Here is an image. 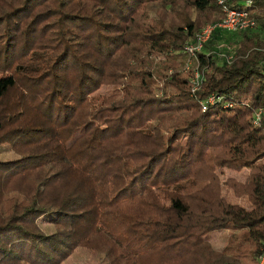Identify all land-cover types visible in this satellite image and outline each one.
<instances>
[{
  "label": "trees",
  "instance_id": "obj_1",
  "mask_svg": "<svg viewBox=\"0 0 264 264\" xmlns=\"http://www.w3.org/2000/svg\"><path fill=\"white\" fill-rule=\"evenodd\" d=\"M239 1L264 29V0ZM223 15L219 0H0V151L15 154L0 157V264H258L264 38L193 53L194 92L178 52ZM13 171L42 188L6 192ZM77 246L95 253L65 261Z\"/></svg>",
  "mask_w": 264,
  "mask_h": 264
},
{
  "label": "rangeland",
  "instance_id": "obj_2",
  "mask_svg": "<svg viewBox=\"0 0 264 264\" xmlns=\"http://www.w3.org/2000/svg\"><path fill=\"white\" fill-rule=\"evenodd\" d=\"M254 1V0H251ZM255 12H258V10H255ZM211 21H206L204 23V25H202L197 31L196 33L202 29L206 23H209ZM250 31L252 34H258V36L260 38H264V29L259 25V23H257V26L253 29L248 30ZM243 32L240 33H236V34H231L228 33L226 31H222V30H218L217 34L215 35V37L213 39H211L208 43L206 44L207 47L204 49H202V51L208 52V51H214V49L216 50L217 55L219 56L218 58H222V55H226V53L233 51L235 49V47L238 46L239 40L242 37ZM194 36L188 37L182 48L178 50V52L181 53H185V55L187 56V60L185 61L184 65L181 67V70L183 72H190L191 73V77H190V81H192L195 78V75L198 74V69L196 68V66L193 64V53H191L188 50V47L191 46V44L193 43V39ZM121 49V48H120ZM119 50H117L113 56V64L115 66H117L118 68H125L126 69V74L124 76V80L128 83H133L136 80V75L133 71V62H129L127 64H124L123 59L121 58V56L119 55ZM232 54V53H231ZM231 57V56H230ZM229 57V58H230ZM169 72H171V69L169 70ZM195 85L192 86L191 91L194 92L197 89L196 88L193 89ZM258 112V111H256ZM256 112H253L250 116L249 119L251 121V123L253 124H259L262 120V118L264 117V110L260 111V114L258 115L257 118H255V114ZM3 149V148H2ZM2 149L0 151V157L3 158H7V157H14L15 154L10 155V153H3ZM219 159L215 160V163H218ZM50 164H47L45 166V168H49ZM51 169V168H49ZM256 168H251L250 171H255ZM225 175V171L221 170L220 172H218V175L215 177H213L211 179V183L208 187V192L209 194L215 196L217 195V186L221 183L222 180V176ZM31 177V176H30ZM26 173L24 172H16L13 171L11 172V174L9 175V178L7 179V181L5 182L4 188L5 191L8 193H17L18 195L23 196L24 198H30L32 197V195H34L38 188H42V185L39 184L37 181L33 180L32 178H30ZM4 220V217L2 215V213L0 212V225H2ZM20 224L21 226L29 232H33L35 230H41L43 232L46 233H50L52 231L56 230V227L51 223L50 218H34L31 215H23L22 218L20 219ZM93 250V249H92ZM95 252L86 249L85 247H81V246H77L72 253L68 256V258L65 261L68 260H72V261H80L85 258L88 257L89 254H94ZM101 256V255H99ZM27 261V260H26Z\"/></svg>",
  "mask_w": 264,
  "mask_h": 264
},
{
  "label": "built area",
  "instance_id": "obj_3",
  "mask_svg": "<svg viewBox=\"0 0 264 264\" xmlns=\"http://www.w3.org/2000/svg\"><path fill=\"white\" fill-rule=\"evenodd\" d=\"M229 1L231 0H219V2L223 4L224 15L218 20L206 23V25L202 29L195 33L194 38L192 39L193 43L188 47V50L191 53L202 51L215 31L222 30L231 34H236L242 31L253 29L257 26V19L251 13L249 8H237L234 6H229L228 4L226 5L225 3ZM239 2H242L244 5L249 6L252 4L251 0H242ZM229 57L230 55L226 56V58ZM198 80L199 76L198 74H196L195 78L193 79V83L195 84V86L192 90L196 88ZM257 111L258 112L255 111V118L258 117L261 110ZM257 263L264 264V241H262V246L257 256Z\"/></svg>",
  "mask_w": 264,
  "mask_h": 264
}]
</instances>
